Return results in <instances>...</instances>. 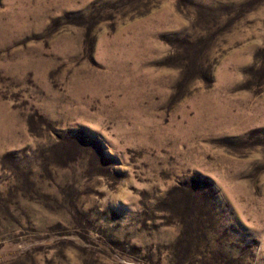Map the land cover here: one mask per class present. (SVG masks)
I'll return each mask as SVG.
<instances>
[{
	"label": "rangeland",
	"instance_id": "1",
	"mask_svg": "<svg viewBox=\"0 0 264 264\" xmlns=\"http://www.w3.org/2000/svg\"><path fill=\"white\" fill-rule=\"evenodd\" d=\"M0 264H264V0H0Z\"/></svg>",
	"mask_w": 264,
	"mask_h": 264
}]
</instances>
